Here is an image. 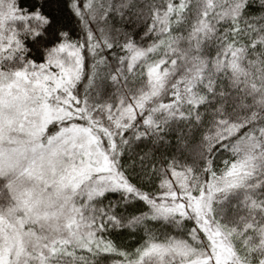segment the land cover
Returning a JSON list of instances; mask_svg holds the SVG:
<instances>
[{"label":"snow or ice","instance_id":"1","mask_svg":"<svg viewBox=\"0 0 264 264\" xmlns=\"http://www.w3.org/2000/svg\"><path fill=\"white\" fill-rule=\"evenodd\" d=\"M0 264H264V0H0Z\"/></svg>","mask_w":264,"mask_h":264},{"label":"trees","instance_id":"2","mask_svg":"<svg viewBox=\"0 0 264 264\" xmlns=\"http://www.w3.org/2000/svg\"><path fill=\"white\" fill-rule=\"evenodd\" d=\"M124 239H125L126 243H130L131 242L127 237H125Z\"/></svg>","mask_w":264,"mask_h":264}]
</instances>
